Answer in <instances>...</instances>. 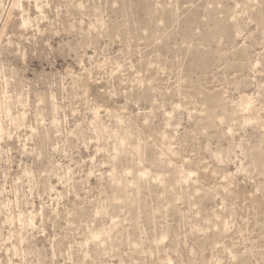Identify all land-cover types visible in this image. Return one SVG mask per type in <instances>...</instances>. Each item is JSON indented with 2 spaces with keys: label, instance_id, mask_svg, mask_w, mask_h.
Instances as JSON below:
<instances>
[{
  "label": "rangeland",
  "instance_id": "1",
  "mask_svg": "<svg viewBox=\"0 0 264 264\" xmlns=\"http://www.w3.org/2000/svg\"><path fill=\"white\" fill-rule=\"evenodd\" d=\"M0 264H264V0H0Z\"/></svg>",
  "mask_w": 264,
  "mask_h": 264
}]
</instances>
